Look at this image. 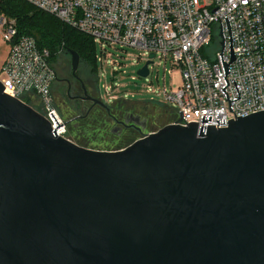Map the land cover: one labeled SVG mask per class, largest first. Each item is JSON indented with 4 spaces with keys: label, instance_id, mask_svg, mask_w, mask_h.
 Returning a JSON list of instances; mask_svg holds the SVG:
<instances>
[{
    "label": "water",
    "instance_id": "95a60500",
    "mask_svg": "<svg viewBox=\"0 0 264 264\" xmlns=\"http://www.w3.org/2000/svg\"><path fill=\"white\" fill-rule=\"evenodd\" d=\"M0 264H264V110L96 149L0 80Z\"/></svg>",
    "mask_w": 264,
    "mask_h": 264
},
{
    "label": "built area",
    "instance_id": "2783aa9c",
    "mask_svg": "<svg viewBox=\"0 0 264 264\" xmlns=\"http://www.w3.org/2000/svg\"><path fill=\"white\" fill-rule=\"evenodd\" d=\"M25 1L101 45L95 53L97 65L115 67L106 89L114 91L115 77L126 72L124 56L111 58L110 48L122 53L127 48L143 50L133 58L140 64L137 77H152L158 62L164 64L165 84V75L172 72L168 64L177 68L181 76L177 88H154V93L176 104L172 123L223 127L232 118L264 110V0H209L205 5L200 0ZM0 27L10 45L0 78L6 93L34 107L70 139L56 107L59 74L52 52L35 37L20 34L16 20L6 14L0 17ZM146 64L148 73L142 75L139 71ZM97 75L99 83V67ZM156 80L161 81L159 73ZM203 115L211 116V122L202 123Z\"/></svg>",
    "mask_w": 264,
    "mask_h": 264
},
{
    "label": "flooded vegetation",
    "instance_id": "af4514ba",
    "mask_svg": "<svg viewBox=\"0 0 264 264\" xmlns=\"http://www.w3.org/2000/svg\"><path fill=\"white\" fill-rule=\"evenodd\" d=\"M68 71L71 73L67 77H61L66 88L60 103L69 109L66 123H74L80 145L120 149L162 127L171 111L160 104L166 109L151 112L147 108L157 103L150 100L122 98L120 102L108 104L101 97L98 81H86L78 70L74 75L72 67Z\"/></svg>",
    "mask_w": 264,
    "mask_h": 264
},
{
    "label": "rangeland",
    "instance_id": "374dc122",
    "mask_svg": "<svg viewBox=\"0 0 264 264\" xmlns=\"http://www.w3.org/2000/svg\"><path fill=\"white\" fill-rule=\"evenodd\" d=\"M209 0H200L201 5H205ZM4 13L0 9V17ZM9 43L4 38V28L0 27V78L4 77V74L2 73V65L5 60V58L8 55L9 52ZM101 45L98 43L96 46V49L99 50ZM111 52L114 53V56H111V58H116V55H123L124 56V62L125 65L122 69L126 70V72L119 73L115 78L117 81L115 82V85H117L116 89L114 91L111 90V88L106 89V85H111V79H112V72L115 68L112 64H106L105 68H101V65H98L99 67V88H100V94L102 99L108 103L112 104L114 101L115 103L120 102L119 98H130L132 100L136 101H148L150 99H155L159 101L162 105L167 107L170 112H168V116L164 120V124L170 123L175 120V112L174 109L177 108L176 104L171 103L156 93H154V88L162 89L165 85L168 88H177L181 83V76L180 72L177 68H172L171 64H168L167 68L168 70H172L171 73H167L165 75V84L163 83L162 77L164 76V64L162 65H155L152 77L155 80L154 83L152 82V77H137V70L139 68V63L133 61V58H137L140 56L143 52V50L140 49H133V48H127V52L122 53L120 50H115L113 48L109 49ZM112 53V54H113ZM54 61V60H53ZM55 66H57L59 79L57 84L54 87V93L56 97V107L57 111L59 112V115L66 121L69 119L70 114L69 109L65 106H61L60 100L62 97H64V91L66 86L61 81V77H67L69 73L68 68L70 67L71 70V55L69 54H63L59 53L56 59V62H54ZM69 72V73H68ZM79 74H81L86 81L92 82L94 79L95 81H98V75L97 70L92 71L91 65L89 64H82L80 61L79 68H78ZM160 74L161 81L158 83L156 80V74ZM133 76L137 78H132ZM155 77V78H154ZM109 92V93H108ZM133 96V97H132ZM34 106L39 108L38 101L34 103ZM155 106V107H154ZM153 107H148L151 112L158 111L159 108H162L163 110L166 109L165 107L161 106L160 104H154ZM173 110V111H172ZM163 124V125H164ZM69 130L67 135L70 137L71 140L75 142H79V137L77 136V132L74 126L73 122H70ZM98 149H102L104 147L102 146H94Z\"/></svg>",
    "mask_w": 264,
    "mask_h": 264
},
{
    "label": "trees",
    "instance_id": "16d2710c",
    "mask_svg": "<svg viewBox=\"0 0 264 264\" xmlns=\"http://www.w3.org/2000/svg\"><path fill=\"white\" fill-rule=\"evenodd\" d=\"M0 9L16 20L20 34L33 36L41 46L48 48L53 62H56L59 53L69 54L70 50H75L82 64H89L92 71L98 72L95 61L97 49L89 35L25 0H0Z\"/></svg>",
    "mask_w": 264,
    "mask_h": 264
}]
</instances>
